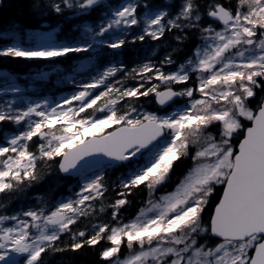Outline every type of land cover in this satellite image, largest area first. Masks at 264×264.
<instances>
[{
    "label": "snow or ice",
    "instance_id": "obj_1",
    "mask_svg": "<svg viewBox=\"0 0 264 264\" xmlns=\"http://www.w3.org/2000/svg\"><path fill=\"white\" fill-rule=\"evenodd\" d=\"M27 8L0 32L31 66L0 68V264H264V0Z\"/></svg>",
    "mask_w": 264,
    "mask_h": 264
},
{
    "label": "trees",
    "instance_id": "obj_2",
    "mask_svg": "<svg viewBox=\"0 0 264 264\" xmlns=\"http://www.w3.org/2000/svg\"><path fill=\"white\" fill-rule=\"evenodd\" d=\"M30 0H3V5L0 6V32L5 31L8 26L13 23H19L24 27L32 26L34 23L33 17L30 15L27 4ZM5 40L0 39V43ZM159 54V53H158ZM30 65L18 61H9L0 59V68L10 69L12 72L26 73L30 69ZM46 191L44 186L32 190L33 194L43 193ZM141 194H137L140 198ZM59 257L53 259V264L59 260ZM94 261V256L91 253H83L78 258V264H91Z\"/></svg>",
    "mask_w": 264,
    "mask_h": 264
},
{
    "label": "rangeland",
    "instance_id": "obj_3",
    "mask_svg": "<svg viewBox=\"0 0 264 264\" xmlns=\"http://www.w3.org/2000/svg\"><path fill=\"white\" fill-rule=\"evenodd\" d=\"M51 86H52V85H51ZM51 86H50V87H51Z\"/></svg>",
    "mask_w": 264,
    "mask_h": 264
}]
</instances>
